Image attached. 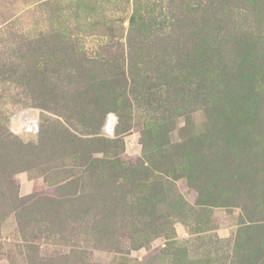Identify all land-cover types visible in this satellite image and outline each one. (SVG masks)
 I'll use <instances>...</instances> for the list:
<instances>
[{"label":"rangeland","instance_id":"rangeland-1","mask_svg":"<svg viewBox=\"0 0 264 264\" xmlns=\"http://www.w3.org/2000/svg\"><path fill=\"white\" fill-rule=\"evenodd\" d=\"M0 264H264V0H0Z\"/></svg>","mask_w":264,"mask_h":264},{"label":"trees","instance_id":"trees-1","mask_svg":"<svg viewBox=\"0 0 264 264\" xmlns=\"http://www.w3.org/2000/svg\"><path fill=\"white\" fill-rule=\"evenodd\" d=\"M147 5V4H146ZM177 18L174 19V26L170 27V29L165 30L162 27H155V17L152 16L151 23L148 26L149 28H145L141 25L139 21V15L137 13V9L132 12V14L129 17V27H128V34L126 37L127 45L129 48H132V51L129 54V58H132L134 60L138 59L139 57H145V56H157L159 53H161V56H168L169 53H172L173 49L174 51H178L179 48L184 50H189L190 47L185 44V42L182 40L178 41L176 44H168L162 40L170 39L174 41L177 39V37L183 36V34L190 32L183 26H178L176 21ZM59 35V34H58ZM60 43L62 44L63 52L66 56L70 57V53L68 49V44H72L71 37L68 33L61 35V38H59ZM156 44H159L156 46ZM147 47L146 52L142 50L143 47ZM145 47V48H146ZM134 48V49H133ZM189 48V49H188ZM87 60V58H85ZM92 62L98 63L99 60H96L93 58Z\"/></svg>","mask_w":264,"mask_h":264}]
</instances>
